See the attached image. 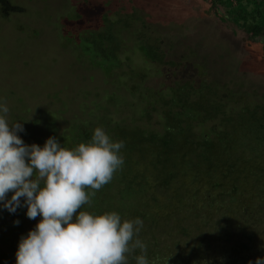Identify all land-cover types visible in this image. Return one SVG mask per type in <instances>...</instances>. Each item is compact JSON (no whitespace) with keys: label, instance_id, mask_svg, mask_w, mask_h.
I'll list each match as a JSON object with an SVG mask.
<instances>
[{"label":"rangeland","instance_id":"1","mask_svg":"<svg viewBox=\"0 0 264 264\" xmlns=\"http://www.w3.org/2000/svg\"><path fill=\"white\" fill-rule=\"evenodd\" d=\"M7 3L22 10L9 7L4 13L0 11V103L9 108L10 126L23 124L24 131L18 135L25 144L43 147L54 136L64 147L73 149L90 142L97 127L105 128L116 141L107 129L116 124L145 132H163L165 101L174 91L170 85L177 81L179 85L184 80L189 85L193 81L200 83L201 94L210 92L205 101L190 92L189 103L210 104V113L215 105L219 107L217 115L209 119H201L204 112L191 106L183 111L181 117L194 120L193 131L201 141L215 140L228 146L230 138L236 136L234 146L238 152L258 151L259 134L251 111L257 109L260 113L264 108V45L250 39L243 28L221 15L210 0H7ZM246 8L251 10L252 5ZM77 11L81 19L76 17ZM104 16L113 24V33L120 40L119 66L116 60L105 63V67L95 65L91 53H83L79 46L96 23L98 30L106 27L102 22ZM234 16L239 14L235 12ZM140 42L156 46L164 63L144 57ZM179 94L183 96L185 90L181 89ZM232 126L241 128L231 131ZM200 156L204 162L211 158L205 153ZM126 168L123 164L112 181L84 207L97 212L102 192L108 194L106 205L111 204L113 210L136 205L130 193L132 186L128 187L123 179ZM240 181L241 195L224 198L227 199L224 207L229 220L240 227L249 226L248 231L255 234L252 240L241 236L248 247L236 252H243L244 258L226 257L217 234L206 237V222H199L186 209L181 211V218L183 214L187 216L192 231L189 236L178 235L184 242L172 247L167 246L171 240L166 235L160 244L164 253L176 250L173 254H189L205 239L200 249L204 255L191 258L188 264H249V261L255 264L258 257L264 258V213L255 220L252 217L250 224L237 219L242 205L254 201L259 191L255 185L247 186L243 177ZM260 185L263 187L264 182ZM11 195L8 194V199ZM165 196L168 198L167 192ZM160 198L167 200L163 195ZM21 205L10 212L0 202V264H16L21 237L27 236L41 219L39 216L29 219L23 199ZM233 234L239 238L240 233L233 231ZM236 242L233 239L225 244L229 247ZM215 247L219 249L216 251ZM185 262L182 258H162L161 264Z\"/></svg>","mask_w":264,"mask_h":264},{"label":"trees","instance_id":"2","mask_svg":"<svg viewBox=\"0 0 264 264\" xmlns=\"http://www.w3.org/2000/svg\"><path fill=\"white\" fill-rule=\"evenodd\" d=\"M210 1L212 7L221 15L228 17L237 27L243 28L250 39L259 41L264 45V0ZM0 3L1 13L6 12L9 7L15 11L22 10L19 6H9L7 0H0ZM248 5H252L251 10H247ZM235 12L239 16H234ZM78 15L79 12L77 11L76 17L81 19ZM97 19L94 21L96 22ZM102 22L104 25L106 24V27L103 30H98L99 23H96L94 30L88 29V34L82 37L83 43L81 42L79 46L83 53H91L93 64L105 67L107 62L118 61V53L121 47L119 38L113 33V24L108 21L107 16L102 18ZM139 49L147 59L160 64L164 63L163 55L157 52L156 46L140 42ZM117 63L119 66L120 62ZM200 81L202 84L204 83L203 80L200 79ZM177 82L170 85L174 91L170 99L165 101L167 108L164 110L165 130L163 132H145L138 127L135 130V128L122 127L118 124L107 128L110 130L109 133L114 135L116 141H124V147L120 150L127 167L123 179L127 181L128 187L132 186L130 193L133 194L137 204L126 206L122 210H113L111 204L106 205L108 194L102 192L99 195L101 208L97 212L94 213L92 208L84 207L85 205L81 210L93 214L115 211L120 214L122 221L140 218L143 221V226L138 238L147 246L146 255L149 264H161L162 258H169L170 260L182 258L186 261L182 264H188L187 262L191 258L204 255L200 250L206 241L205 239L201 240L202 234L201 242L189 254L182 252L173 254V251L176 250L165 254L162 250L160 244L166 235L171 240L170 244L167 245L168 247L174 246L175 243L184 242L178 235L182 237L190 235L192 227L188 223L187 216L183 214V218H181V211L185 209L191 215L195 214L199 222H206L204 224V228L208 230L204 234L206 237L212 236L213 233L217 234V242L226 251V257L237 258L242 255L241 258H244L243 252L240 254L236 252L240 248L248 247L241 236L252 240L255 234L248 231L249 226L240 227V224L229 220L224 207L227 199L224 198L232 194L233 196L228 198L241 195L239 192L242 185L240 178L243 177L244 183L247 186L248 184L255 185L259 194L251 203L242 205L237 219L244 220L246 221L245 224H248L255 220L259 214L264 213V186L260 185L261 182H264V108H259L261 109L260 113H257V109L251 111L254 128L259 134L260 147L258 151L250 153L240 150L238 152L239 149L234 146L236 136L230 138L228 146L220 145L215 140L208 143L203 142L193 131L192 122L194 120H190L189 116L181 117V115L186 107L191 106L192 109H199L204 112L201 119H209L217 115L219 107L215 105L213 112L210 113L208 111L210 104L207 106L197 105L195 101L189 103L187 100L190 92L197 93L202 101H205L207 94L210 97V92L206 95L201 94L202 85L194 81L192 85L184 80L179 81V85ZM187 85H189V89ZM181 89L185 90L183 96L179 94ZM162 101L164 102V99ZM179 128H182L183 131L179 132ZM240 128L239 126L238 128L232 126L231 131ZM202 153L211 157L208 162L200 160ZM258 179L259 181L256 182ZM165 192L168 193V198H166ZM162 195L167 200L161 199ZM242 195L246 194L243 193ZM251 206H254V210L249 212ZM233 231L240 233L239 238H235ZM233 239L237 240L236 244L226 246L225 243H229ZM208 245L209 243H207ZM215 249L217 251L219 248L215 247ZM139 254V249L130 254L128 264H136L134 257Z\"/></svg>","mask_w":264,"mask_h":264},{"label":"clouds","instance_id":"3","mask_svg":"<svg viewBox=\"0 0 264 264\" xmlns=\"http://www.w3.org/2000/svg\"><path fill=\"white\" fill-rule=\"evenodd\" d=\"M8 113L7 104L0 103V202L15 212L23 199L27 217H41L21 237L16 264H128L136 249V264H149L147 246L138 238L140 218L122 221L115 211L81 210L122 168L124 141H113L97 127L90 142L73 149L54 136L43 147L28 145L18 135L23 124L10 126ZM255 264H264V258Z\"/></svg>","mask_w":264,"mask_h":264}]
</instances>
